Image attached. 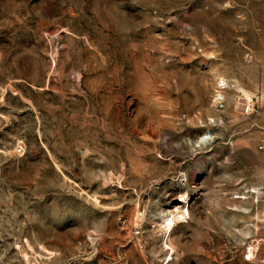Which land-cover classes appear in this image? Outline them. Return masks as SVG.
<instances>
[{"label": "rangeland", "instance_id": "1", "mask_svg": "<svg viewBox=\"0 0 264 264\" xmlns=\"http://www.w3.org/2000/svg\"><path fill=\"white\" fill-rule=\"evenodd\" d=\"M0 264H264V0H0Z\"/></svg>", "mask_w": 264, "mask_h": 264}, {"label": "built area", "instance_id": "2", "mask_svg": "<svg viewBox=\"0 0 264 264\" xmlns=\"http://www.w3.org/2000/svg\"><path fill=\"white\" fill-rule=\"evenodd\" d=\"M227 89V84L225 81H219L216 85V88L213 92L212 103L216 110H222L224 108V91ZM244 113H247L249 110V105H241Z\"/></svg>", "mask_w": 264, "mask_h": 264}, {"label": "bare ground", "instance_id": "3", "mask_svg": "<svg viewBox=\"0 0 264 264\" xmlns=\"http://www.w3.org/2000/svg\"><path fill=\"white\" fill-rule=\"evenodd\" d=\"M245 96L248 97L247 92L245 93ZM201 143H203V140L202 139H200L197 144L200 145ZM181 201H183V200H181ZM181 201H177V203H181ZM178 208H179V206L176 207V210H175L174 213H171L168 216V218H166V219L163 220L162 228H161V230L163 231V233H165V234L168 233L173 228L174 224L178 220H180L182 218L184 219V212H182V206L180 207V209H181L180 211H178ZM186 213H187V211H186Z\"/></svg>", "mask_w": 264, "mask_h": 264}]
</instances>
